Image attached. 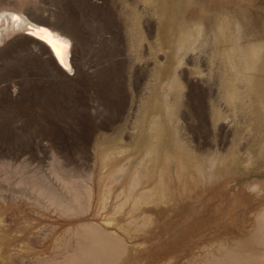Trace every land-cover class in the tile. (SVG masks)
<instances>
[{"label":"rangeland","instance_id":"obj_1","mask_svg":"<svg viewBox=\"0 0 264 264\" xmlns=\"http://www.w3.org/2000/svg\"><path fill=\"white\" fill-rule=\"evenodd\" d=\"M5 10L76 53L69 71L29 35L0 43V264H64L90 223L113 264H264V0ZM85 194L80 214L52 201Z\"/></svg>","mask_w":264,"mask_h":264},{"label":"bare ground","instance_id":"obj_2","mask_svg":"<svg viewBox=\"0 0 264 264\" xmlns=\"http://www.w3.org/2000/svg\"><path fill=\"white\" fill-rule=\"evenodd\" d=\"M16 33L26 34L41 41L61 68L69 71L72 69L71 60L75 57L73 56L75 46L72 40L59 31L33 20L24 13L12 10L1 11L0 43ZM58 53L61 55L58 56ZM86 199L87 194L81 199L78 198L74 203L62 204L54 197L52 201L57 203L63 215H73L86 212L88 209ZM80 227L84 242L79 244V248L73 254L71 253L64 264H113L121 251L120 244L114 242L110 235L102 231L97 225L90 223L82 224Z\"/></svg>","mask_w":264,"mask_h":264},{"label":"snow or ice","instance_id":"obj_3","mask_svg":"<svg viewBox=\"0 0 264 264\" xmlns=\"http://www.w3.org/2000/svg\"><path fill=\"white\" fill-rule=\"evenodd\" d=\"M61 55V53H58V56Z\"/></svg>","mask_w":264,"mask_h":264}]
</instances>
